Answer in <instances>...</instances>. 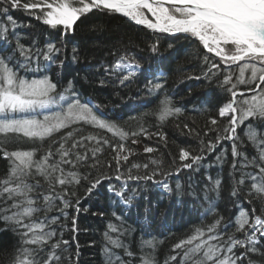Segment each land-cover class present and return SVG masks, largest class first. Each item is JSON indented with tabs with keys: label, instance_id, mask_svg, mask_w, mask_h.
<instances>
[{
	"label": "trees",
	"instance_id": "obj_1",
	"mask_svg": "<svg viewBox=\"0 0 264 264\" xmlns=\"http://www.w3.org/2000/svg\"><path fill=\"white\" fill-rule=\"evenodd\" d=\"M23 2L27 0H22ZM9 14L13 16L16 27L6 24L9 36L7 41L0 39V58H5L6 62L11 61L9 66L14 67L20 77L29 81L48 77L57 84V93L65 96V100H60L59 95L54 93V103L44 108L37 107L27 113H9V118L24 117L43 121L46 116L51 117L65 111L67 104L71 102L70 93L75 90L81 103H88L92 107L90 101L96 108L92 107L93 111L100 118L129 133L122 139L115 131L110 132L83 121H77L43 139L25 137L22 133H0V180L8 178L12 167V160L4 155L5 151L11 153L34 150L35 161H40L51 151L54 155L49 158L48 163L55 164L60 162L57 149L61 143L68 150L71 149L73 140L85 138L84 146L72 150L66 159L75 160L76 152L81 155L86 153V164L81 163L78 167L61 164V167L66 173L75 171L88 179H81L79 184L67 185L69 192H75L76 195L65 197L70 206L63 209V212L58 210L63 208V204L57 199L56 207L50 212L46 214L42 210L33 217L37 221L44 219L45 215L47 220H51L53 216L58 217V223L48 226V230H56L52 243L57 240L68 241L66 245L61 243L56 252L60 257L59 264H105L106 255L103 250L106 246L112 248L127 264H140L143 253L152 251L147 247L142 250L140 242L149 239L157 242L153 253L156 264H166V261L167 264H181L180 257L184 250H176L173 245L194 235L197 228L205 231L203 239L208 240V226L222 217L223 222L211 233L218 239L208 240L209 244H218L224 243L228 235L233 233L236 239H244L243 233L236 232L235 224L241 209L249 213L250 220L253 218L254 208L255 215H261L264 219V205L254 198V194L250 195L253 182L251 179H246L243 185L238 186L237 195L232 194L242 173L255 175L259 172L258 168L247 164V161L257 157L258 152L246 133L251 125L264 139V118L250 117L238 124V139L232 140L223 139L226 135L224 129L229 125L232 113L224 117L219 114L220 108L232 100L231 92L227 91L231 84L221 87L225 75L231 74L232 83H236V77L240 75V65L250 61L224 64L220 57L208 53L198 40L188 34H170L148 29L119 13L109 14L94 9L82 15L70 30H65L63 26L52 28L46 25L40 10L29 12L11 9ZM38 16L41 18L37 19ZM5 21L6 18H0V25H4ZM17 39L32 53L30 63L16 50ZM50 43L55 44L59 51L52 54L53 58L49 62L42 53ZM154 44L157 45L155 52L152 51ZM73 48L77 49L75 59ZM37 50H41L38 57L35 55ZM122 56L142 65V71L126 86L119 85V79L125 72H105V68L111 69ZM205 57H208L209 62H205ZM211 63H217L219 70L213 69L215 76L209 74L205 78L204 74ZM24 64H28L27 70L21 67ZM250 76L251 69H246L245 79ZM153 79L164 83L165 88L149 95L145 85ZM102 80L103 84L100 83ZM69 81L72 82L71 87ZM258 82H253L251 87L255 88ZM248 88V85H238L236 90L238 93H245V96L238 95L237 101L242 102L253 95ZM165 95L171 99L172 106L181 108L182 111L160 121L151 113L158 110ZM4 116V113H0V118ZM213 119L217 121L215 125L211 123ZM185 125L188 127L185 128ZM141 127L146 130L147 135L140 132ZM189 129H195V132H190ZM69 132L72 133L71 137H67ZM134 132L137 135H131ZM89 136L96 139H86ZM217 136L221 137L219 143H216ZM104 140L108 143L105 144ZM133 140L139 144L133 143ZM209 142L215 144L211 152L206 147ZM121 143L131 150V154L127 161L120 160L118 173L114 159L117 153L112 146ZM233 143L237 144L238 151L243 155L233 157ZM96 147L102 150L96 153L99 164L94 168L91 167L95 163L91 149ZM146 147H151L154 151L145 152ZM181 148L190 150L192 155H200L203 159L191 169L183 168L182 164L191 163V160L180 161ZM217 157L222 159L218 160ZM153 160L160 161V171L169 175L158 174L148 181H128L126 186L123 181L115 179L117 174L127 175L129 170L132 175H149L156 167L151 163ZM134 164L141 167L132 168ZM145 164L149 165L148 169L143 167ZM32 173L33 176L28 178V182L35 184L39 180L43 188L38 187L36 192L46 193L48 184L42 176L36 174L35 168ZM101 175L108 179L101 180L88 193L91 182ZM217 180L220 181L218 191ZM156 181L161 183L157 184ZM164 183H167L171 191L164 188ZM177 184L180 185L179 189ZM110 185L116 191L124 186L126 194L135 190L133 203L130 206L120 203L114 192L109 191ZM57 191L62 189L57 186ZM209 200L214 203L216 211L205 215ZM11 203L12 200L7 199L6 194L0 197V209L8 208ZM37 206H43L42 196ZM12 211L15 209L5 212L4 215H11ZM65 212L66 216L63 214ZM30 222L28 218L23 221L25 224ZM109 224L114 225L117 231L111 232ZM125 229L128 230L127 233L121 235ZM23 231L25 229L15 223L0 219V264H12L17 250L22 246ZM105 232H109L113 238L120 235V239L129 245L135 255L129 258L122 248H113L107 244ZM258 247L257 252H249L243 258V264H250V261L264 264V239L260 240ZM49 251L50 247H46L40 256L46 259ZM245 251V248L237 247L234 254L240 256ZM172 256L177 259L169 260Z\"/></svg>",
	"mask_w": 264,
	"mask_h": 264
},
{
	"label": "snow or ice",
	"instance_id": "obj_2",
	"mask_svg": "<svg viewBox=\"0 0 264 264\" xmlns=\"http://www.w3.org/2000/svg\"><path fill=\"white\" fill-rule=\"evenodd\" d=\"M0 18H6L5 24L0 25V39L7 41L9 33L6 24H11L13 28L16 27L13 16L9 14L11 9H23L25 11L40 10L43 14V23L56 28L63 26L65 30L73 28L74 23L84 14L90 13L92 10L106 11L109 14L119 13L124 17H128L137 25H144L148 29L158 30L163 33H183L195 38L203 45V48L208 53H213L220 57V60L227 65H232L241 61H250L240 65V75L236 77V83H232L231 74L225 75L221 82V87H226L231 84V88L227 91L231 92L232 100L220 108L219 114L221 117L232 113L229 125L225 127L226 135L223 139H238L236 136L237 125L243 123L250 117L264 118V0H0ZM166 5H171L168 7ZM179 5V6H177ZM144 9L151 13L153 19H150L144 13ZM41 17L38 16L37 19ZM15 35V33H12ZM20 55L29 60L32 53L24 45L19 43L17 39V49ZM55 44H48L46 51H43V56L46 61L52 60V54L58 52ZM152 51H157V45H152ZM77 49L73 48V58H76ZM35 55H41V50H37ZM205 62L208 57H205ZM11 61L5 58H0V113L5 116L0 118V133H22L25 137H44L51 136L54 132L60 129L67 128L69 125L83 121L98 126L101 129L108 131H115L121 138H125L129 133L118 129L114 123L100 118L89 106L88 103H81L75 90H72L71 102L67 104V109L54 116H46L43 121L34 118H9V113H27L35 108H44L50 103H54L53 94L59 95L60 100H65L63 93H57V84L53 83L48 77L42 79H33L31 81L20 77L14 67H10ZM21 67L28 69V64L21 65ZM213 69L219 70L217 63H211L207 72L204 74L205 78L211 74L215 76ZM246 69H251V76L247 79L244 77ZM125 72L120 79L119 85L126 86L130 84L136 76L142 71V65L129 61L127 57L122 56L118 59L111 69L105 68V72ZM162 77V74H161ZM192 78V77H189ZM200 79V77H195ZM259 81L255 84V88L251 85L253 82ZM101 84L104 83L102 80ZM72 82L69 81V87ZM238 85H248V91L253 95L250 98H245L242 102L237 101V96H245V93H238L236 90ZM148 94L152 95L165 88L164 83L157 82L156 79L149 80L145 85ZM259 90V91H258ZM67 92L68 89H65ZM239 105V107L237 106ZM98 107V106H97ZM181 108L172 106L171 99L165 95L164 99L160 101L158 110L153 115H156L160 121H165L167 118L176 116L181 113ZM215 125L217 121L211 120ZM188 125H185L187 128ZM190 132H195V129H189ZM140 132L147 135L146 130L141 127ZM135 136L137 133H131ZM159 135V134H158ZM198 135V134H197ZM207 135V132H205ZM248 140L257 148L258 155L251 161L245 160L247 164H251L259 169L255 175L251 173H242L241 179L237 182V188L233 189V195L238 194V186L243 185L246 179H251L252 186L250 195L254 194V198L258 199L264 205V139H262L257 131L249 126L246 133ZM72 133H67V137H71ZM163 138V136H161ZM84 137L79 141L73 140L71 149L65 150L64 143L60 144L57 153L60 156V162L49 164L48 160L54 155L49 151L40 161L34 160V150L30 151H13L11 153L4 152V155L12 160V167L8 178L0 180V197L7 196V199L12 200L8 208L0 209V219L13 222L20 228L25 229L21 233L22 246L17 250V254L12 261V264H59L60 257L56 255L61 243L67 244L68 241L57 240L52 243V238L56 235V230L52 228L48 230V226L58 223V217L53 216L51 220H47V215L44 219L35 220L33 217L40 211L46 214L56 207L55 201L59 199L63 204V208L58 209L63 212V209L68 208L69 201L65 197L75 196V192H69L67 185L79 184L81 179H88L87 176H81L75 171L65 172L61 164H71L73 167H78L81 163L86 164L87 154L81 155L79 152L75 154V160L66 159L69 157L72 150L77 147H83ZM86 139H96L89 136ZM221 140L217 136L216 143ZM105 144L107 140L103 141ZM137 143L136 140L132 141ZM99 143V142H98ZM113 150L117 153L114 159L117 162V172L119 173L120 160L127 161L131 150L127 149L124 144L113 145ZM209 152L213 151L215 144L209 142L207 144ZM100 147L91 149L92 158L95 163L91 167H97L99 161L96 160V153L101 151ZM145 152L151 153L154 151L151 147H146ZM232 155L237 157L243 155L238 151V146L233 143ZM180 161L191 160V163H183V168L191 169L193 165L198 164L203 159L200 155H192L190 150L184 148L180 149ZM217 159H222L217 157ZM156 165L155 169L149 175H132L129 170L127 175L117 174L115 179L123 181L127 185L128 181L153 180L156 175L167 176L169 173L161 172V162L157 160L151 161ZM111 165H109L110 167ZM235 167V162L233 164ZM141 165L134 164L132 168H140ZM148 169L149 165H143ZM36 169V174L42 176L44 181L48 184L47 192H36V189L43 188L40 181L37 180L35 184L29 183L28 178L33 176L32 169ZM180 171V169H177ZM108 179L106 176H99V178L91 182L88 188V193H91L100 183L101 180ZM160 184L161 181H156ZM59 186L62 191H57ZM168 191L167 183L163 184ZM220 181H216V190H219ZM180 185L177 184V189ZM109 191L114 192L115 197L119 198V202L130 206L136 196V191L132 190L130 194H126L125 187L122 186L119 191H116L113 186H109ZM43 198V206L38 207L40 197ZM251 202V201H250ZM79 205V200H77ZM15 209L11 215H4L5 212ZM77 211L79 208L77 207ZM215 205L209 200V207L205 211V215L215 213ZM255 208L252 210L253 218L250 220L249 213L241 209L235 219L236 232L244 234V239H236L235 233L228 235L224 243L209 244L208 240H215L218 237L211 235V233L218 229V226L223 222V218H219L209 225L207 232L209 233L208 240H204L205 231L197 228L194 235L189 236L185 240L173 245L176 250L183 249V255L180 257L181 264H243V258L249 252L255 253L259 250L260 240L264 239V219L261 215H255ZM65 216L67 213H63ZM103 215V213H101ZM115 215V213H113ZM28 218L30 223H23L24 219ZM47 220V225L45 221ZM75 224V220H73ZM227 227V226H226ZM111 232H116L114 225L109 224ZM127 229L121 233H127ZM105 240L107 244L113 248H122L124 254L129 258L135 254L130 250L129 245H126L120 239V235L113 238L109 232H105ZM199 241L198 243H193ZM50 247L51 251L47 253V258L44 259L40 253ZM140 247L143 250L145 247L151 249V252H145L140 257V264H156V259L153 253L157 247V242L154 239L141 240ZM237 247L245 248L246 251L240 256L234 254V249ZM104 253L106 255L105 264H127L120 256L113 252L112 248L105 247ZM176 256L169 257V260L175 261ZM167 264V261H166ZM250 264L255 262L250 261Z\"/></svg>",
	"mask_w": 264,
	"mask_h": 264
},
{
	"label": "rangeland",
	"instance_id": "obj_3",
	"mask_svg": "<svg viewBox=\"0 0 264 264\" xmlns=\"http://www.w3.org/2000/svg\"><path fill=\"white\" fill-rule=\"evenodd\" d=\"M168 7H171V5H166ZM178 6V5H177ZM145 15H147L150 19H153V17L151 16V13H148V11L146 9L143 10ZM180 34H183V33H180ZM138 143V142H137ZM139 144V143H138ZM123 154H127L129 155L128 153H123Z\"/></svg>",
	"mask_w": 264,
	"mask_h": 264
},
{
	"label": "water",
	"instance_id": "obj_4",
	"mask_svg": "<svg viewBox=\"0 0 264 264\" xmlns=\"http://www.w3.org/2000/svg\"><path fill=\"white\" fill-rule=\"evenodd\" d=\"M178 6H179V5H178ZM246 93H247V92H246ZM89 103H90V105H91L93 108H95L94 105H93V103H91L90 101H89ZM95 109H96V108H95Z\"/></svg>",
	"mask_w": 264,
	"mask_h": 264
},
{
	"label": "bare ground",
	"instance_id": "obj_5",
	"mask_svg": "<svg viewBox=\"0 0 264 264\" xmlns=\"http://www.w3.org/2000/svg\"><path fill=\"white\" fill-rule=\"evenodd\" d=\"M175 34H177V33H175ZM94 105V104H93ZM95 107V106H94ZM164 182V181H163Z\"/></svg>",
	"mask_w": 264,
	"mask_h": 264
}]
</instances>
